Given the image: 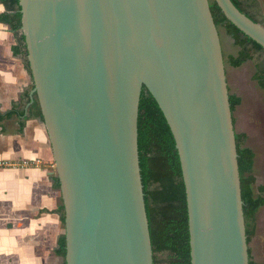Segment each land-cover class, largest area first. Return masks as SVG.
<instances>
[{
  "label": "water",
  "instance_id": "water-1",
  "mask_svg": "<svg viewBox=\"0 0 264 264\" xmlns=\"http://www.w3.org/2000/svg\"><path fill=\"white\" fill-rule=\"evenodd\" d=\"M225 19L264 50L229 0ZM209 0H18L63 209V264H152L136 152L143 86L174 141L189 264H248L234 126Z\"/></svg>",
  "mask_w": 264,
  "mask_h": 264
},
{
  "label": "trees",
  "instance_id": "trees-1",
  "mask_svg": "<svg viewBox=\"0 0 264 264\" xmlns=\"http://www.w3.org/2000/svg\"><path fill=\"white\" fill-rule=\"evenodd\" d=\"M229 1L238 12L264 28V12L258 0ZM0 5L3 7L0 23L7 26L15 43L11 51L22 60L23 67L30 76L25 59L24 38L20 33L18 0H0ZM208 8L217 33L221 29L231 40V44L237 47L235 55L224 56L221 53L223 65L238 68L245 62H251L254 69L251 80L262 91L264 100V50L230 24L213 0H210ZM29 96V90L24 89L18 101L12 103L8 111H0V121L14 118L19 133L28 118L42 122L34 94L32 102L25 108L29 103ZM227 98L232 115L240 98L230 93ZM245 141V135L234 132L248 264H256L251 260L248 244L254 236L256 213L264 207V184L255 186L254 153L245 145ZM136 152L152 264H189L186 206L178 156L169 128L155 101L143 86L140 88L137 105ZM51 182L52 187L58 190L57 179L51 177ZM56 213L62 226L63 209L60 198ZM53 253L61 259L60 264H63V234L58 236Z\"/></svg>",
  "mask_w": 264,
  "mask_h": 264
},
{
  "label": "crops",
  "instance_id": "crops-1",
  "mask_svg": "<svg viewBox=\"0 0 264 264\" xmlns=\"http://www.w3.org/2000/svg\"><path fill=\"white\" fill-rule=\"evenodd\" d=\"M14 44L11 32L0 23L1 112L32 88L22 60L11 51ZM17 131L14 118L0 121V160L29 163L26 168L0 169V264H59L53 249L63 230L56 213L59 193L48 175L53 161L47 136L35 118L26 119Z\"/></svg>",
  "mask_w": 264,
  "mask_h": 264
},
{
  "label": "rangeland",
  "instance_id": "rangeland-1",
  "mask_svg": "<svg viewBox=\"0 0 264 264\" xmlns=\"http://www.w3.org/2000/svg\"><path fill=\"white\" fill-rule=\"evenodd\" d=\"M264 8V0H262ZM262 8V7H261ZM263 10V9H262ZM264 12V11H263ZM219 42L224 56L235 55L237 47L231 44L220 29ZM228 93L240 98L232 117L234 132L246 137L245 145L254 153L253 175L255 186L264 184V100L263 93L251 80L254 71L251 62H245L238 68L224 64ZM53 169V168H52ZM51 169V170H52ZM61 235V234H60ZM251 260L256 264H264V207L256 213L254 236L248 244ZM59 258V257H58ZM61 263V259H58Z\"/></svg>",
  "mask_w": 264,
  "mask_h": 264
},
{
  "label": "built area",
  "instance_id": "built-area-1",
  "mask_svg": "<svg viewBox=\"0 0 264 264\" xmlns=\"http://www.w3.org/2000/svg\"><path fill=\"white\" fill-rule=\"evenodd\" d=\"M29 166V163L27 161H0V169L4 168H26Z\"/></svg>",
  "mask_w": 264,
  "mask_h": 264
},
{
  "label": "bare ground",
  "instance_id": "bare-ground-1",
  "mask_svg": "<svg viewBox=\"0 0 264 264\" xmlns=\"http://www.w3.org/2000/svg\"><path fill=\"white\" fill-rule=\"evenodd\" d=\"M1 161V160H0ZM10 162H12L11 160H9ZM35 163V162H34ZM4 169H9V168H4Z\"/></svg>",
  "mask_w": 264,
  "mask_h": 264
},
{
  "label": "flooded vegetation",
  "instance_id": "flooded-vegetation-1",
  "mask_svg": "<svg viewBox=\"0 0 264 264\" xmlns=\"http://www.w3.org/2000/svg\"><path fill=\"white\" fill-rule=\"evenodd\" d=\"M210 1V0H209Z\"/></svg>",
  "mask_w": 264,
  "mask_h": 264
}]
</instances>
